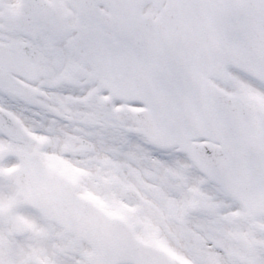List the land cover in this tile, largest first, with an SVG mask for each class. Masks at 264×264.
<instances>
[{"label": "snow or ice", "instance_id": "1", "mask_svg": "<svg viewBox=\"0 0 264 264\" xmlns=\"http://www.w3.org/2000/svg\"><path fill=\"white\" fill-rule=\"evenodd\" d=\"M0 264H264V0H0Z\"/></svg>", "mask_w": 264, "mask_h": 264}]
</instances>
